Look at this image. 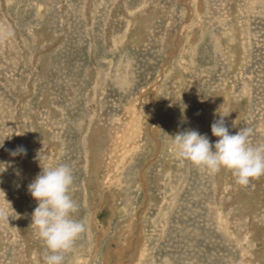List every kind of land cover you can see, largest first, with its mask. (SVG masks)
I'll return each mask as SVG.
<instances>
[{
	"label": "rangeland",
	"instance_id": "rangeland-1",
	"mask_svg": "<svg viewBox=\"0 0 264 264\" xmlns=\"http://www.w3.org/2000/svg\"><path fill=\"white\" fill-rule=\"evenodd\" d=\"M219 106L264 144V0H0V264H44L28 185L61 164L86 226L63 264H264V176L171 147L215 144Z\"/></svg>",
	"mask_w": 264,
	"mask_h": 264
},
{
	"label": "clouds",
	"instance_id": "clouds-1",
	"mask_svg": "<svg viewBox=\"0 0 264 264\" xmlns=\"http://www.w3.org/2000/svg\"><path fill=\"white\" fill-rule=\"evenodd\" d=\"M229 114L218 112L219 118L211 125L212 135L218 138L215 144H211L206 135L188 130L171 137V147L177 157L209 174L215 175L227 169L232 172L238 185L247 186L250 180L264 176V144H251L252 128H243L234 135L229 134L225 124ZM235 124L236 121L233 127ZM42 168V172L28 185L29 193L38 203L32 213L31 224L48 249L44 255V264H63L65 254L72 251L86 226L82 221L72 218V214L78 211L72 195V169L63 164ZM10 216L8 208L0 206V222L9 223ZM16 218H20L19 214H16Z\"/></svg>",
	"mask_w": 264,
	"mask_h": 264
},
{
	"label": "bare ground",
	"instance_id": "bare-ground-1",
	"mask_svg": "<svg viewBox=\"0 0 264 264\" xmlns=\"http://www.w3.org/2000/svg\"><path fill=\"white\" fill-rule=\"evenodd\" d=\"M199 2V1H198ZM203 2V1H202ZM43 16V15H42ZM210 18V17H209ZM12 24V23H11ZM17 31V30H16ZM114 46H115V44H114ZM52 48V47H51ZM172 53V52H171ZM144 54V53H143ZM223 91V90H222ZM224 92V91H223ZM222 95V94H221ZM32 96V95H31ZM226 98V97H225ZM20 99V98H19ZM227 99V98H226ZM228 100V99H227ZM219 102V101H218ZM224 102H228V101H226V100H224ZM226 105H228V104H226L225 103V106ZM125 109V108H124ZM218 112H221L220 111V106H219V108H217V111H216V113H218ZM135 117V116H134ZM133 117V118H134ZM238 117V116H237ZM135 120V119H134ZM134 120H131V123L134 121ZM238 122V121H237ZM141 123V122H140ZM137 124V123H136ZM135 125V124H134ZM99 128V127H98ZM131 128V130H133V129H135V128H133V127H130ZM137 128V127H136ZM101 129V128H100ZM105 129V128H104ZM102 131H103V129H101ZM130 130V131H131ZM137 130V129H136ZM132 132V131H131ZM136 132V131H135ZM114 133V132H113ZM129 134H133V132L132 133H129ZM142 134V133H141ZM102 136V135H101ZM100 136V137H101ZM122 137V136H121ZM130 137L131 136H129V139H130ZM134 138H135V135H134ZM121 141V140H120ZM104 142V141H103ZM134 142V141H133ZM136 142V141H135ZM101 143V142H100ZM102 144V143H101ZM128 146V145H127ZM94 147V146H93ZM96 148V147H95ZM98 148V151L100 150H102L101 148H99V147H97ZM94 149V148H93ZM103 151V150H102ZM105 151V150H104ZM98 153H100V152H98ZM102 153V152H101ZM100 153V154H101ZM110 153V152H109ZM108 153V154H109ZM121 153V152H120ZM111 154V153H110ZM113 154V153H112ZM105 155H106V153H105ZM97 156H98V154H97ZM113 156V155H112ZM97 158H100V156L99 157H97ZM118 158V157H117ZM112 159H114V158H112ZM101 161H102V159H100ZM47 161V160H46ZM100 163V162H99ZM102 163V162H101ZM142 171V170H141ZM167 172V171H166ZM263 180V179H262ZM100 210V209H99ZM95 213V212H94ZM96 214V213H95ZM94 214V215H95ZM134 214V213H133ZM97 216V215H96ZM131 216V215H130ZM91 217V216H90ZM90 220V219H89ZM97 222V221H96ZM99 223V222H98ZM102 228V227H101ZM100 230V229H99ZM97 231V230H96ZM90 233V232H89ZM113 238H114V236H113ZM97 239V238H96ZM98 241V240H97ZM121 242V241H120ZM107 243V242H106ZM125 243V242H124ZM123 243V245L125 246V244ZM131 245V244H130ZM123 246H121V247H118V248H116V252L115 251H112L111 252V254L113 253L114 254V256H113V259L112 260H117L118 259V256H119V254L117 253V251H125L126 250V248L124 247V248H122ZM132 247V246H131ZM127 248H128V246H127ZM132 248H130V250H131ZM134 249V248H133ZM126 252V251H125ZM124 253V252H123ZM139 254V253H138ZM110 256V255H109ZM121 256H123V254L121 255ZM121 256H120V258H121ZM134 257H136V256H134ZM94 258V257H93ZM110 260H111V257H108ZM125 258V257H124ZM136 259V258H135ZM127 261V260H126ZM136 261H137V259H136ZM110 262V261H109ZM109 262H107L108 264H110ZM117 262V261H116ZM103 263V262H102ZM133 263H134V261H133ZM131 264V263H130Z\"/></svg>",
	"mask_w": 264,
	"mask_h": 264
}]
</instances>
